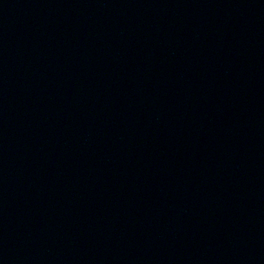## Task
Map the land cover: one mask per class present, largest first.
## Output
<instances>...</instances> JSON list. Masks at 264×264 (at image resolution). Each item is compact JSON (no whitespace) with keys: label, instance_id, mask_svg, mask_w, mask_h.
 <instances>
[{"label":"water","instance_id":"95a60500","mask_svg":"<svg viewBox=\"0 0 264 264\" xmlns=\"http://www.w3.org/2000/svg\"><path fill=\"white\" fill-rule=\"evenodd\" d=\"M0 264H264V0H0Z\"/></svg>","mask_w":264,"mask_h":264}]
</instances>
